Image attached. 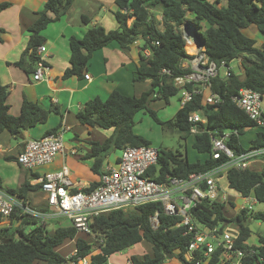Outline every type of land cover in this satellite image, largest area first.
Returning a JSON list of instances; mask_svg holds the SVG:
<instances>
[{"label":"trees","instance_id":"obj_1","mask_svg":"<svg viewBox=\"0 0 264 264\" xmlns=\"http://www.w3.org/2000/svg\"><path fill=\"white\" fill-rule=\"evenodd\" d=\"M74 0H47L44 9L36 13L37 18L28 28L29 43L24 55L28 65L21 60L16 63L25 72L30 73L31 66L36 64L38 56L36 49L43 42L42 32L47 26L59 21L67 12ZM117 11L115 18L119 24L115 30L106 31L102 26L90 27L82 38H71L69 41L70 66L65 70L64 77L80 75L94 51L111 42H116L123 51H128L136 41L143 40V46L138 52V62L133 73V82L150 81L151 88L139 97L126 96L119 91H112L105 100L94 98L88 101L84 108L78 111V121L90 128L102 130L112 129V133L103 142H89L94 158L92 171L100 174V167L106 153L112 149L124 147L150 146V142L134 132V119L140 111L147 112L156 123L166 129H174L181 139H186L190 133L191 123L188 121L192 113H198L205 124L194 135L192 147L203 159L191 162L180 152L159 148V160L155 167L147 172V177L161 183L166 175L184 179L193 173H206L223 165L227 158L220 154L213 156L211 135L221 136L230 133L226 146L235 154L249 150L264 148V126L258 127L248 116L232 103L231 98L243 88L252 89L264 97V45H257L254 39L245 36L243 29L255 26L264 34V0H227L226 5L210 0H115ZM8 3L0 2V11L6 9ZM160 8L161 22L151 16L149 9ZM132 19L130 25L128 20ZM85 24L89 23L82 17ZM205 24V28L202 24ZM162 24V29L158 25ZM190 24L194 27L198 40L205 48L208 58L228 66L234 60L240 59L242 75H236L231 70L228 77H217L212 81V91L220 96L222 101L217 105L204 104L202 95L193 96L191 102L182 106L167 121H161L156 112L149 108L152 101L162 99L168 102L170 97L178 93L173 79L187 74L181 67L183 59L188 58L185 52V40L182 27ZM157 42V45H153ZM148 49L151 55L146 57L143 50ZM190 89V88H188ZM9 89L0 86V133L7 131L13 139H17L23 131L30 130L38 124L45 123L53 110H45L39 105L24 100L19 116L8 113L6 103ZM156 95V96H154ZM254 130V136L249 139L248 146L241 143V137L248 130ZM53 128L45 135L55 133ZM12 160V157H7ZM264 159V158H262ZM15 161H17L15 159ZM228 188L242 196L253 195L264 205V165L260 170L229 169L226 172ZM94 184L84 192L91 191ZM1 188V179H0ZM32 187L28 182L17 189H7L6 192L25 202L26 195ZM229 204V201H228ZM230 206L233 204L230 202ZM220 202L204 200L192 210L195 222L208 227L219 226L220 230L229 225H236L238 231L231 234L237 249L253 248L258 254L245 259L246 264H264V236L259 237V246H249L246 241L250 237L251 221L264 222V210L257 212L239 211L229 217ZM159 213V226L153 230L150 217ZM181 218L167 216L162 212L159 203L139 206L134 210H114L90 219L91 231L103 237L101 253L91 255L90 244L82 238L76 239V255L64 258L56 252L65 240L76 237L75 229L69 224L57 227L49 232L38 225L34 219L21 217L15 211L10 217L11 227L0 226V264H69L77 258H87L88 264H106L107 256L124 251L146 242L150 252L142 256H131V264H163L169 259H177L181 264H201L205 262L203 254L194 253V258L187 261L185 254L191 240L190 234H185V228L178 226ZM2 218L0 217V223ZM27 226H33L25 232ZM19 238H16L15 235ZM219 251H215L207 264H218ZM262 260L259 261L258 258Z\"/></svg>","mask_w":264,"mask_h":264},{"label":"crops","instance_id":"obj_2","mask_svg":"<svg viewBox=\"0 0 264 264\" xmlns=\"http://www.w3.org/2000/svg\"><path fill=\"white\" fill-rule=\"evenodd\" d=\"M46 1L0 0L1 3L9 4L6 9L0 11V86H6L9 89V95L6 100L8 113L15 117L19 116L24 100L35 103L45 110H56V112L52 111L49 114L45 123L23 131L17 139H14L16 141H13V137L7 131L0 133V179L1 189L4 191L7 189H17L23 182H28L32 189L26 195V203L37 211L48 213L50 210L46 202L45 193L41 190L40 185L34 182L36 179L48 173L58 172L63 167H66L72 183L71 191H85L93 184L95 186L98 184L99 174L92 171L94 158L89 157L91 152L89 142H103L108 135H111L112 129L102 130L97 127L90 128L81 124L77 119L78 111L83 109L85 104L94 98L105 100L114 90L126 96L139 97L143 92L151 88V83L150 81L133 82L132 80L138 62V52L144 43L143 40L136 41L128 51H123L116 42H111L93 52L91 59L80 75H73L68 78L64 77L65 70L70 66L69 41L71 38H82L86 31L94 26H102L106 31L118 28L119 24L114 15L118 9L115 0H74L59 21L50 23L42 32L44 39L40 45L46 48L43 59L49 68L47 78L41 81H34L33 71L30 73L25 72L16 63L23 60L25 65L29 64L24 55L29 43L28 28L36 20V13L44 9ZM211 1H218L219 6H224L227 0ZM149 12L151 16L155 17L157 22H161L162 13L160 8H151ZM82 17H86L89 23L85 24ZM131 22L132 19H129L128 25ZM202 27L205 28L204 23ZM158 28L161 30L162 24H159ZM242 32L245 36L254 39L257 45H264V34L259 32L255 26H249L243 29ZM143 54L150 56L151 51L145 49L143 50ZM237 61L240 67L239 75L241 76V60L237 59ZM34 69L35 64L31 66V70ZM85 74L89 75L88 80L84 78ZM173 98H176L177 106L174 112H171L172 116L167 117V115H164L169 118L167 120L172 119L181 108L178 93L170 97L168 102L164 103L171 107ZM155 102L157 101L150 103L149 108L151 110L159 111L164 109L163 106H154ZM139 113H145V111H140ZM60 127H64L66 130V151L64 154L58 155L52 163L31 171L21 167L15 161L16 156L23 150L26 141L39 139L45 136L49 130L53 128L59 129ZM193 141L194 135L192 143ZM73 149L76 151L75 153H71ZM120 150L112 149L101 154L104 158L100 171L107 163H110L107 161L110 156L109 154H114V163L117 161L119 157H117V151L120 152ZM201 156V159H203L204 156ZM7 157H12L13 159L7 160ZM257 162L262 164L261 160H257L254 163ZM223 180L225 184L222 183ZM219 185L227 194L229 204H226L224 209L227 215L231 217L236 214L234 210L237 209L238 205L234 204V200L240 198L239 193L228 188L226 173L220 174ZM231 195L233 198H231ZM230 202L233 204L232 207L230 206ZM51 221L48 223L53 224V221ZM11 224L9 219H4L0 223V226L12 228ZM231 226L235 227L237 233L238 227L236 225H229L226 227V231L229 232L228 228L230 229ZM252 234L250 230V237L246 241V244L249 246H259V237L264 235H260L256 231L255 241L249 242ZM77 238H82L88 242V238L76 235L74 239L70 240L75 242V249L64 258L68 259L77 252ZM142 243L146 242H141L133 247H138ZM146 245L149 246V244ZM148 248L149 250L151 249L150 246ZM98 251L95 250L90 252V254L101 253ZM120 253L107 256L106 263L124 264L131 256H142L147 251L141 250V253L138 255L132 253L124 256V260H119L116 263L112 262L110 258ZM163 264L181 263L173 258L165 261Z\"/></svg>","mask_w":264,"mask_h":264},{"label":"built area","instance_id":"obj_3","mask_svg":"<svg viewBox=\"0 0 264 264\" xmlns=\"http://www.w3.org/2000/svg\"><path fill=\"white\" fill-rule=\"evenodd\" d=\"M182 30L183 39L191 46L192 51L185 46V52L189 57L182 60L181 67L187 70V74L173 79L180 96V105L182 107L191 102L195 95H202L206 105H217L222 99L212 91V81L219 76L228 77L231 68L225 62L216 64L208 58L204 46L197 35L195 37L194 30H190L192 34L186 32L184 27ZM157 44L153 42V45ZM45 51L44 46L37 48L38 61L33 71L34 81L47 78L49 68L43 59ZM84 78L88 80L89 75L85 74ZM231 100L258 127L264 126V97L261 94L243 88ZM188 121L191 123L190 133L193 135L205 124V120L198 113H192ZM65 134V128L60 127L55 133L26 141L23 150L16 156L17 163L30 171L52 163L58 155L66 151ZM229 137V132L221 136L211 135L213 156L218 157L222 154L227 158L223 165L206 173L190 174L184 179L166 175L165 181L158 183L147 177V172L155 167L159 160V148L152 146H127L121 149L117 161L105 165L99 174L97 186L89 192L70 190L72 183L66 167L58 172L45 174L34 182L39 184L45 193L50 210L48 213L35 210L26 201L11 196L0 188V217L2 221L10 220L16 211L18 216L34 219L42 227L51 220L66 219L75 229L76 235L88 238L91 252L95 250L101 252L104 239L91 231L89 222L92 217L114 210L130 211L139 206L159 203L165 215L180 217L178 226H183L185 234L191 235L185 254L187 261L192 260L194 253L199 251L205 258V262L201 264H207L212 254L218 250V264H246L244 260L258 254L257 250L237 249L233 236L226 229L220 230L219 226H203L195 222L192 216V210L204 200L228 204L227 194L219 185L220 174L226 173L229 169H251L252 163L264 158V148L235 154L225 144ZM75 152L74 149L71 150V153ZM261 161L264 165V159ZM239 197L242 204L237 206L238 212H252L254 206L259 203L253 195L239 194ZM158 215L156 212L149 219L153 230L159 226ZM15 236L19 238L17 234ZM258 260L261 261L262 258L259 257ZM69 264L88 262L86 258H77ZM124 264H131L130 259Z\"/></svg>","mask_w":264,"mask_h":264},{"label":"rangeland","instance_id":"obj_4","mask_svg":"<svg viewBox=\"0 0 264 264\" xmlns=\"http://www.w3.org/2000/svg\"><path fill=\"white\" fill-rule=\"evenodd\" d=\"M187 32L189 34H192L190 30H188ZM194 32L196 33V31ZM195 33L194 35L196 37L197 34ZM185 45L187 46L186 42H185ZM229 66L231 70L233 71V73H235L236 75L240 74V67H239L237 60L232 61ZM220 73L222 75L223 71L221 70ZM154 101H157L155 102L154 106L164 107L163 110H159V111L155 110L157 112L156 113L157 117L161 121H167V119H169L167 117H170L173 115L172 113L174 112V109L177 106L176 98L172 99L171 107L167 106L164 103V100L162 99H158ZM263 108H264V100H263ZM164 115H167V117H165ZM134 130H135V134L148 140L150 142V146L154 148L170 149L175 152L176 151L180 152L182 155L186 156L188 160L191 162L200 160L202 157L192 147L193 135H189L186 139H181L180 134L176 130L162 128V126L156 123L154 119L151 118V116L147 112L139 113L135 117ZM254 133H255L254 130L252 129L248 130L246 134L241 137V143L247 147L248 141L250 138L254 136ZM109 136L110 135H108V137ZM13 141H16V140L13 139ZM109 155L110 156L107 161H109L111 164H114V156H113L114 154H109ZM119 155H120V152L117 151V157ZM262 166H263V163L261 164L260 162H257V163H254L251 167L254 170H260ZM222 183L225 184L224 180L222 181ZM231 198H233L232 195H231ZM234 204L239 206L240 204H242V199L241 198L235 199ZM263 210H264V205L261 203L256 204L253 209L254 212L263 211ZM234 211L235 213H237V209H235ZM52 221H53V224L48 223L46 225V228L49 232H52L57 227L66 226L70 224L66 219H54ZM32 228L33 226H27L25 228V232L26 233L29 232ZM249 229L253 233L249 242H253L255 241L256 231H258L260 235H264V222L263 221H251L249 224ZM228 231L231 232L232 234L236 233V229L234 226H231L230 229L228 228ZM146 244L147 243H142L138 247H133V248H129L124 251H121L120 254H117V256H113L110 259L112 260V262L116 263L119 260H124V256L126 255H129L132 253L138 255L139 253H141V250H146L148 253L150 252V250L148 248L149 246ZM74 249H75V242H72L68 239L63 242L62 247L59 246L58 248H56V252L59 253L62 257H65V256H68Z\"/></svg>","mask_w":264,"mask_h":264},{"label":"water","instance_id":"obj_5","mask_svg":"<svg viewBox=\"0 0 264 264\" xmlns=\"http://www.w3.org/2000/svg\"><path fill=\"white\" fill-rule=\"evenodd\" d=\"M184 29H185L186 32H187L188 30H194V31H195L194 27H193L192 25H190V24H185ZM200 43H201V42H200ZM201 44H202V43H201Z\"/></svg>","mask_w":264,"mask_h":264},{"label":"bare ground","instance_id":"obj_6","mask_svg":"<svg viewBox=\"0 0 264 264\" xmlns=\"http://www.w3.org/2000/svg\"><path fill=\"white\" fill-rule=\"evenodd\" d=\"M186 47H187V49H188L189 51H192L191 48H190L191 46H188V45H187Z\"/></svg>","mask_w":264,"mask_h":264}]
</instances>
